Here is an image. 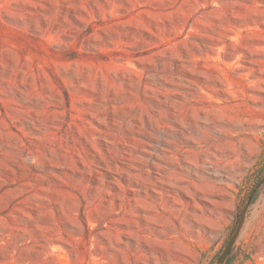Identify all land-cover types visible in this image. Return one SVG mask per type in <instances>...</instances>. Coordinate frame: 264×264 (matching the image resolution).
<instances>
[{
	"label": "rangeland",
	"instance_id": "374dc122",
	"mask_svg": "<svg viewBox=\"0 0 264 264\" xmlns=\"http://www.w3.org/2000/svg\"><path fill=\"white\" fill-rule=\"evenodd\" d=\"M0 264H264V0H0Z\"/></svg>",
	"mask_w": 264,
	"mask_h": 264
}]
</instances>
